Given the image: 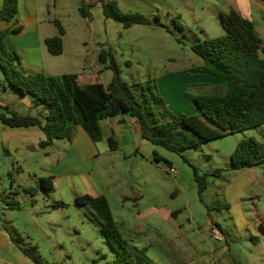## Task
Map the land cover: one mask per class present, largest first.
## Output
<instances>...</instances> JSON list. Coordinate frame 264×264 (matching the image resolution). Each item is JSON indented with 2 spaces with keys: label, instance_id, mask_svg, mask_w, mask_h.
<instances>
[{
  "label": "rangeland",
  "instance_id": "1",
  "mask_svg": "<svg viewBox=\"0 0 264 264\" xmlns=\"http://www.w3.org/2000/svg\"><path fill=\"white\" fill-rule=\"evenodd\" d=\"M103 1H116L122 12L141 13L151 23L125 28L106 18L98 0H19L17 23L0 16V31L11 29L4 40L7 51L16 52L26 67H37L29 59H38L41 73L58 75L93 69L95 51L111 48L128 83L150 81L157 88L167 119L198 114L194 100L198 93L225 91L224 83L210 81L223 80L190 69L202 64L193 50L199 41L226 34L220 15L235 7V0ZM91 4L90 16L83 15L81 8ZM250 4L257 25L264 24V3L251 0ZM2 7L0 0V11ZM56 20L65 29L60 56L52 55L45 44L47 37L60 35ZM15 27L21 31L14 32ZM107 65L101 64L100 72L105 83L113 76ZM17 94L0 67V104L22 114L41 115ZM157 118L163 120L159 113ZM1 133L2 125L0 264H35L24 247H36L47 264H114L116 249L121 248L109 244L96 213L77 205L68 192L48 195L38 182L49 175L57 159L31 152L16 155L3 147ZM248 136L264 142V125L182 153L143 137L140 149L127 145L112 150L107 142L96 143L101 156L87 160L84 167L105 191L136 264L190 262L193 255L200 264H264V165L231 169L237 144ZM185 157L207 176L209 186L202 196ZM169 166L175 174L167 170ZM219 169L222 172L214 175ZM14 198L20 208L10 205ZM213 229L223 240L214 237ZM225 246L227 254L220 253Z\"/></svg>",
  "mask_w": 264,
  "mask_h": 264
},
{
  "label": "trees",
  "instance_id": "2",
  "mask_svg": "<svg viewBox=\"0 0 264 264\" xmlns=\"http://www.w3.org/2000/svg\"><path fill=\"white\" fill-rule=\"evenodd\" d=\"M260 1L264 3V0ZM101 3L106 18L121 22L125 28L151 23L141 13L122 12L116 1L101 0ZM89 8L87 5L82 7V14L90 16ZM18 12L19 0H3L0 11L2 20L17 23ZM220 17L226 34L199 41L193 47L202 59V64L191 68L190 72L223 80L226 83L225 91L196 94L194 100L200 110L198 114L173 115L170 119H167L168 115L164 112L162 96L150 81L147 84L136 82L131 85L122 77L111 48L103 46L99 52L100 64L108 63L107 67L113 71L110 83L107 86L99 82L82 85L73 73H26L20 67V56L6 49L4 40L11 29L0 31V67L7 83L28 97L33 104H43L48 110L46 115H23L8 106H1L0 122L10 127L38 126L46 136L40 142V147L45 148L58 139L71 141L78 125L83 127L94 142H100L104 137L101 122L128 114L137 120L144 139L176 153L264 125V42L253 21L243 17L236 9L231 8ZM55 23L60 35L46 38L45 44L51 54L61 55L64 51L62 35L65 29L59 20ZM13 31L19 32L21 27H15ZM136 88L141 97H138ZM158 113L163 120L157 118ZM109 145L115 150L116 140L110 138ZM184 159L190 163L188 158ZM190 165L194 169L202 196L209 186L207 176L200 175L198 169ZM258 165H264V142L254 136L243 138L231 157V169L242 170ZM221 172L220 169L216 170L214 175ZM40 183L48 195L54 189L52 176L40 178ZM76 204L89 206L100 219L102 232L109 244L114 248V244H119L121 249L115 248L118 256L114 264H136L134 256L125 246L126 241L122 239L109 200L105 196L85 194L76 198ZM10 205L20 208L16 201ZM22 251L35 264H47L37 254L36 247H24ZM124 255H128V259Z\"/></svg>",
  "mask_w": 264,
  "mask_h": 264
},
{
  "label": "crops",
  "instance_id": "3",
  "mask_svg": "<svg viewBox=\"0 0 264 264\" xmlns=\"http://www.w3.org/2000/svg\"><path fill=\"white\" fill-rule=\"evenodd\" d=\"M98 2L101 3V0H98ZM250 2L251 0H235V3L232 4H236V5L235 7L232 8L236 9L243 17L253 21L256 30L258 31L260 37L264 42V24H261L259 26L257 25L252 13ZM57 5L58 4L56 3V7ZM91 6L92 4L90 5V7ZM89 12H90V8H89ZM63 35H65V33ZM64 49H65V43H64ZM99 52L100 50L95 51L93 69L89 70L87 68H84L83 71L81 72L73 73L78 76V82L80 84L85 85V84L99 82L107 86L110 83V81L108 83H105L103 79H101L100 72L102 68L99 62ZM29 64L36 65L37 67H33V68L26 67L24 65V62H21L20 67L26 73H32V74L41 73L37 69L40 67L38 59L36 60L29 59ZM210 81L217 82L220 84L224 83V85H226L224 81H220V80L218 81L210 80ZM17 93H18L17 95H19L18 96L19 99L22 100L27 107L31 109L35 108L36 110L41 112V115L47 114L48 110L43 104H39V105L33 104L28 97L23 96L20 92ZM1 106H8V105L0 104V111H2ZM8 107L11 109L10 106ZM11 110L19 113L14 109ZM0 125H2V132H3L1 133L2 135L1 142L3 144V147L9 148V151L10 149H13L16 155L31 152L37 155L44 154L45 157L47 158L54 157L57 159L56 166L51 167L48 173L49 175L45 176V177L48 176L53 177L54 189L52 191L61 190V192H68L70 199L74 200L73 202L75 203H76V198L78 196L85 194L91 195L93 197H100V196L106 197V194L103 193L105 191L101 189L98 181L94 178L92 173L86 167H84V163L87 160L99 158L101 156V152L96 142H94L90 138V136L87 134V132L83 129L81 125H78L76 127L75 135L71 141L65 139H58L55 140L51 146L45 148L40 147V142L45 140L46 136L38 126L10 127L1 122ZM101 127L104 136L102 142L104 143L107 142L109 145V139L113 138L117 142L116 149L123 148L127 145H133V147L140 149V145L142 144L141 128L137 120L131 117L130 115L124 114V115H118L115 117L104 119L101 122ZM38 182H40V179ZM14 201L17 202L16 198H14ZM227 250L228 248L227 246H225L219 252L222 254H227ZM195 258L196 256L193 255L192 260L190 262H185V263L200 264L195 260ZM218 262L220 264V261Z\"/></svg>",
  "mask_w": 264,
  "mask_h": 264
},
{
  "label": "built area",
  "instance_id": "4",
  "mask_svg": "<svg viewBox=\"0 0 264 264\" xmlns=\"http://www.w3.org/2000/svg\"><path fill=\"white\" fill-rule=\"evenodd\" d=\"M167 170H169L170 172L172 173H176V170L172 167L169 166V168H167ZM213 234H214V237L218 240H223V236L222 234L217 230V229H213Z\"/></svg>",
  "mask_w": 264,
  "mask_h": 264
}]
</instances>
